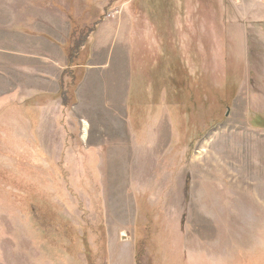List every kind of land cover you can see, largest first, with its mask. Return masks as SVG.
Segmentation results:
<instances>
[{
    "label": "rangeland",
    "instance_id": "obj_1",
    "mask_svg": "<svg viewBox=\"0 0 264 264\" xmlns=\"http://www.w3.org/2000/svg\"><path fill=\"white\" fill-rule=\"evenodd\" d=\"M95 1L56 9L63 44L37 32L36 8L0 0V264H125L119 229L138 264H264V0ZM112 14L122 33L94 59L113 70L133 50L122 184L84 160L71 111L95 63L89 30Z\"/></svg>",
    "mask_w": 264,
    "mask_h": 264
},
{
    "label": "crops",
    "instance_id": "obj_2",
    "mask_svg": "<svg viewBox=\"0 0 264 264\" xmlns=\"http://www.w3.org/2000/svg\"><path fill=\"white\" fill-rule=\"evenodd\" d=\"M103 2L105 3V0H100L99 3L98 0H96L94 6L96 8L105 6L106 4ZM21 3L23 6L24 4H27V8H36L38 17L36 30L44 35L42 38L47 39L49 37L55 39L58 43H66L72 30L70 18L66 10L63 11L56 9L76 8V0H74L73 3L69 2V0H37L35 3L32 0H21ZM112 19L115 20L113 14L112 16L110 15L106 17L99 24L98 29H96L94 33L96 41L94 42V47L92 48L91 59L92 61L94 60L95 63L86 65V75L75 91L76 101L73 104L71 111L72 113H75L74 118H78L77 120H79V123L82 118L84 119L85 125L83 131L79 133L81 136L80 145L82 147V151L85 153L84 160H90L89 153L93 155L95 154V161H98V163H96V167L101 174V182L122 184L125 181L123 169L126 167H133L135 165V161H132V159L123 158L119 160L116 152L118 151V147H123L126 142L129 143L130 147L134 145V135L130 127L128 128L130 117L128 108L130 102L129 94L131 78L129 79V76L126 77L125 75L126 70L131 65L128 53L132 54L133 50L129 49L127 53H124L121 49L118 52L120 58L116 61L113 60L116 64L113 70H111L112 67L110 66L106 67L107 64L104 65L100 60L94 59L97 55L96 50L98 49L96 48L98 45L97 39L99 37L106 36L108 37L107 40L118 39L122 33L123 23L116 21V24H110V20ZM122 36H125L124 32ZM59 39L64 40L61 42ZM128 39L130 38L128 37ZM44 48L47 49V53H56V50L53 49L51 45L47 46L46 44ZM99 50L101 51V48H99ZM114 50L110 49V51H108V60H110L111 54H114ZM56 55L57 60L55 61L59 60V65L61 67L60 75H62V72L68 67V58L64 54V51H61L59 55ZM45 56L47 57V55ZM44 63L49 64V62H42V64ZM47 69H50V67H47ZM121 72L127 79L126 86L125 82H122L119 86L117 82L112 83L110 80L111 77L116 76L117 79L119 78L121 79L120 81H122V78L120 77ZM42 87L43 84L40 82L39 89ZM42 90L44 89L42 88ZM27 100L28 99H24L21 103H26ZM72 116L73 114L68 117L69 125H73L75 123V119ZM126 124H128L127 127H125ZM149 140L151 142V138ZM164 140L165 137L163 135V141ZM135 143L137 142L135 141ZM70 151L76 152L72 149ZM109 169H113V171L110 172ZM117 169H120V172H118ZM117 193L119 194V192ZM119 197L120 196H117V198ZM256 203L258 207L261 206L260 201L256 200ZM129 231V229H119L118 236L120 237L118 242L120 247V260L125 259V264H136L134 238H132ZM122 234L126 235L128 238H122ZM110 264L120 263L117 262L116 258H112Z\"/></svg>",
    "mask_w": 264,
    "mask_h": 264
},
{
    "label": "trees",
    "instance_id": "obj_3",
    "mask_svg": "<svg viewBox=\"0 0 264 264\" xmlns=\"http://www.w3.org/2000/svg\"><path fill=\"white\" fill-rule=\"evenodd\" d=\"M99 21H98V23L93 27V28H91L90 30H89V32L90 33H93V32H95V30H96V28L98 27V25H99ZM74 48H75V46H74ZM81 48H82V46H81ZM73 50H72V47H70V49H68V56L70 57L71 56V52H72ZM68 57V64L69 65H72L73 64V62H72V60H71V57L69 58ZM169 68V70H171V67H168ZM136 264H138V258H137V255H136Z\"/></svg>",
    "mask_w": 264,
    "mask_h": 264
}]
</instances>
